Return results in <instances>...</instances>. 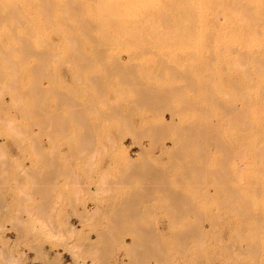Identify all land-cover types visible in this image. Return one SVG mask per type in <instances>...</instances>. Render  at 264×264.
Wrapping results in <instances>:
<instances>
[{
	"label": "rangeland",
	"instance_id": "rangeland-1",
	"mask_svg": "<svg viewBox=\"0 0 264 264\" xmlns=\"http://www.w3.org/2000/svg\"><path fill=\"white\" fill-rule=\"evenodd\" d=\"M234 1L0 0V264H264V0ZM129 162L188 204L112 226Z\"/></svg>",
	"mask_w": 264,
	"mask_h": 264
},
{
	"label": "bare ground",
	"instance_id": "bare-ground-1",
	"mask_svg": "<svg viewBox=\"0 0 264 264\" xmlns=\"http://www.w3.org/2000/svg\"><path fill=\"white\" fill-rule=\"evenodd\" d=\"M234 0H232V2H233ZM231 2V3H232ZM234 3H236L237 5H241V6H243L242 7V9L244 8V6H248V7H250V9H252V8H259L262 4V1L261 0H235L234 1ZM234 3H232V4H234ZM264 3V2H263ZM235 8L237 7V6H235V4L233 5ZM241 6H239V11L240 10H242L241 9ZM252 7V8H251ZM245 10H246V8H245ZM242 11H244V10H242ZM249 11V10H248ZM242 14H244V13H242ZM245 14H247V12H245ZM249 14H250V11H249ZM252 15H253V12H252V14L250 15L251 17H252ZM253 16H255V15H253ZM246 18V17H245ZM249 19V18H248ZM250 19H252V18H250ZM249 19V20H250ZM257 19V18H256ZM256 19H254L255 21H253V22H256ZM247 20V19H246ZM252 23V22H251ZM38 90V89H37ZM40 90V89H39ZM166 90H168V89H166ZM41 91V90H40ZM171 91V90H170ZM151 92V91H150ZM141 93V92H140ZM149 93V92H148ZM152 93V92H151ZM169 93V92H168ZM173 94V93H172ZM158 96V95H157ZM156 97V96H155ZM148 98V97H147ZM158 99V98H157ZM159 99H160V97H159ZM153 101H155V100H153ZM74 107V106H73ZM233 108V107H232ZM78 110V108L76 109V111ZM228 110H230V109H228ZM232 110V109H231ZM233 110H234V108H233ZM238 110V109H237ZM81 111V110H80ZM235 111V110H234ZM78 112H79V110H78ZM75 113V112H74ZM76 114V113H75ZM80 120V119H79ZM84 122V121H83ZM209 122V121H208ZM206 124V123H205ZM159 125V124H158ZM162 126V125H161ZM156 127L155 128V131H156V133H157V131H160L161 130V128L163 127ZM210 126V125H209ZM86 127V126H85ZM208 127V126H207ZM164 128V127H163ZM206 128V127H205ZM186 129V128H185ZM210 129V128H209ZM188 130V129H187ZM191 130V129H190ZM195 130V129H194ZM197 130V129H196ZM208 130V129H207ZM213 130V129H212ZM205 131V130H204ZM208 131H210V130H208ZM188 132H190V131H188ZM187 132V133H188ZM200 132V131H199ZM162 133V132H161ZM195 133V132H194ZM154 134V133H153ZM193 134V133H192ZM198 134V133H197ZM212 134H214V133H212ZM211 134V135H212ZM157 135V134H156ZM188 135V134H187ZM203 135V134H202ZM85 137H87V136H85ZM179 137V136H178ZM202 137H204V136H202ZM202 137H201V140H202ZM156 138V137H155ZM206 138V137H205ZM88 139V138H87ZM197 139H199V138H197ZM89 140H90V138H89ZM88 140V141H89ZM180 141V140H179ZM187 141V140H186ZM186 141H184V143L186 142ZM190 142V141H189ZM198 142V141H197ZM182 143V142H181ZM201 144H203L202 142H201ZM182 147V146H181ZM185 147H186V145H185ZM176 153V152H175ZM230 153V152H229ZM46 162V161H45ZM139 162V161H138ZM137 162V163H138ZM136 163V162H135ZM134 162H129V164L130 165H128V170H127V173H128V175H125L124 176V180L128 177L129 178V176H131L130 178H131V181L134 179L132 176H134L135 178H136V176H135V174L136 175H138L137 176V178H139V175L140 176H143V175H145V176H147L148 177V179H150V181H146V182H144L143 181V183H141V185L142 184H144V185H142V186H140V187H138L137 186V188H135V190H133L134 192H132L129 196H128V198H126V199H124V201L122 202V204L120 203V205L118 206V207H116L115 209H114V207H113V211H111V213L110 214H113V215H111V216H114V217H112V220H113V222H114V225L112 224V226H116V225H120V224H118V223H120V222H122L123 220H121V221H119V220H117V219H121V218H127L128 217V215L129 214H131V215H136L137 216V214H140L139 213V211H140V209H139V203H141L143 200H141V198L143 197V196H147V195H153V193H154V190H158V189H156V187H160L161 185L160 184H163V183H161L160 182V184H159V186L157 185L158 183H159V181L161 180L162 181V179H164L165 178V176H164V169H160V168H158V167H156L155 165L153 166L152 164H150V163H148V162H146V165H148L149 164V166H147V167H145V168H141V167H139L137 164H135ZM128 164V163H127ZM144 166V165H143ZM126 168H127V165H126ZM48 171H50V170H48ZM126 171V170H125ZM123 172H124V170H123ZM48 174L50 173V175H52L51 174V172H47ZM166 173V172H165ZM54 174V173H53ZM57 174V173H56ZM37 175V174H36ZM35 175V176H36ZM39 176H40V174H39ZM44 175H42V177H43ZM45 176H46V174H45ZM127 176V177H126ZM42 177H39V179L40 178H42ZM51 177V176H50ZM53 178H54V176H52ZM51 177V178H52ZM126 177V178H125ZM35 178V177H34ZM38 178V177H37ZM127 178V179H128ZM129 178V179H130ZM133 178V179H132ZM39 179H38V181H39ZM125 180L126 182L128 181V182H130V180ZM145 180H146V178H144ZM50 180V179H49ZM54 180V179H53ZM136 180V179H135ZM166 180V179H165ZM120 181V180H119ZM154 181V182H153ZM155 181L157 182V184H156V186H155V184L153 185V183H155ZM162 182H164V184L163 185H165V181H162ZM36 183V182H35ZM39 183V182H38ZM48 183V182H47ZM54 183V182H53ZM52 182H51V184H53ZM114 183V182H113ZM42 184V183H41ZM44 184V183H43ZM38 185V184H37ZM36 185V186H37ZM48 185V184H47ZM166 189L165 190H161V187H160V190L161 191H163V192H165L166 190H167V192L169 191V189L167 188V187H165ZM163 189V188H162ZM170 192H172L171 190L169 191V194H172V195H174L173 193H170ZM156 193V192H155ZM166 193V192H165ZM150 195V196H151ZM171 195V197H173ZM182 195L183 194H181V193H179V192H177V194L175 193V197H173L174 198V200H171V202H168V203H171V204H174V203H172V201H174L175 202V204L174 205H177L178 206V209H179V206H180V204H181V206H182V203H184L185 201H186V199L185 198H183V197H185V196H183L182 197ZM168 196V195H167ZM184 199H185V201H184ZM141 200V201H140ZM186 203L188 204V201H186ZM185 203V204H186ZM43 206L42 207H44V204H42ZM166 205V204H165ZM141 206V205H140ZM184 206V205H183ZM189 206V208H190V204L189 205H186V206H184V207H188ZM86 207V206H85ZM154 208V207H153ZM169 208V207H168ZM177 208V207H176ZM183 208V207H182ZM171 209V208H170ZM178 209H177V211H178ZM86 210L88 211V209H87V207H86ZM174 209H172V211H173ZM180 210V209H179ZM85 211V210H84ZM171 211V212H172ZM176 210H175V212L173 211V214L175 213V215L177 216V215H180L178 212H177ZM184 211V210H183ZM86 212V211H85ZM141 212H143V211H141ZM176 212L178 213V214H176ZM129 213V214H128ZM141 215V214H140ZM110 216V217H111ZM127 216V217H126ZM181 216V215H180ZM109 217V218H110ZM130 217V216H129ZM114 218V219H113ZM116 218V219H115ZM133 218V217H132ZM179 218H181V217H179ZM178 219V218H177ZM111 220V219H110ZM111 220V221H112ZM115 220H117V222H116V225H115ZM112 222V223H113ZM121 226V225H120ZM139 227H141V225L139 226ZM191 227V226H190ZM74 228V227H73ZM116 228H117V226H116ZM135 228V227H134ZM138 228V227H137ZM192 228V227H191ZM190 228V230L188 231H184L183 233H180V237H181V234H182V237L181 238H183V240H185L184 238H188V236H191V234H190V232L191 233H193V234H196L195 233V231H193V229H191ZM117 229H119V228H117ZM141 229V231L140 230H138V231H140L141 232V234L143 235H145V234H148L147 232V229L146 228H144V229H146L145 231H144V229L143 228H140ZM151 231H152V229H151ZM150 231V232H151ZM102 232H104L103 230H102ZM145 232V233H144ZM187 232V233H186ZM106 232H104V234L102 235V234H100V235H102V237H103V239L105 238V237H107L108 238V236H106L107 234H105ZM154 233V232H153ZM176 233H177V231H176ZM151 234V233H150ZM155 234V233H154ZM190 234V235H189ZM152 235V234H151ZM177 235H178V233H177ZM147 236V235H146ZM107 238H105V240H103L102 242H104V243H106L105 241H108L109 242V238H108V240H107ZM190 238V237H189ZM102 240V239H101ZM182 240V239H181ZM186 241V240H185ZM143 253V252H142ZM136 255V254H135ZM138 256V259L140 258V257H142L141 255H140V257H139V255H137ZM135 257V256H134ZM143 259V258H142ZM141 259V260H142Z\"/></svg>",
	"mask_w": 264,
	"mask_h": 264
}]
</instances>
